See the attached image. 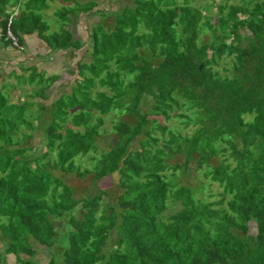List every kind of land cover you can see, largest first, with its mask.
<instances>
[{
    "label": "trees",
    "instance_id": "trees-1",
    "mask_svg": "<svg viewBox=\"0 0 264 264\" xmlns=\"http://www.w3.org/2000/svg\"><path fill=\"white\" fill-rule=\"evenodd\" d=\"M50 1L0 0L2 45L22 53L34 35L51 53L85 42L88 59L56 97L58 75L31 67L0 83V264H264V0H221L213 15V0L111 12L60 0V29L46 35ZM20 85L34 86L10 100ZM203 166L206 184L179 183Z\"/></svg>",
    "mask_w": 264,
    "mask_h": 264
},
{
    "label": "rangeland",
    "instance_id": "rangeland-1",
    "mask_svg": "<svg viewBox=\"0 0 264 264\" xmlns=\"http://www.w3.org/2000/svg\"><path fill=\"white\" fill-rule=\"evenodd\" d=\"M56 0H54V1H52L50 4H49V10L47 11V13H48V15L47 16H49V18H43V20L41 21V22H45L46 23V25L48 26L47 27V29H48V32L46 33V35H49L52 31L54 32V31H57V30H59L60 29V22H59V17H57V16H55V14H53L55 11H58V7L57 6H59V5H61V1H60V3L57 5V3L59 2L58 0H57V2H55ZM64 1V0H63ZM99 1V0H98ZM109 2H105V0H103L99 5H98V8L99 7H105V10H106V12H111L112 10L111 9H115L116 7H120V6H123V5H127V4H129L130 3V1L131 0H108ZM178 3H180L182 0H176ZM212 0H192L191 2H190V5H192V6H195L196 7V5H198V4H202V5H204V6H206L207 4H209L210 2H211ZM221 0H213V2H212V6H211V15H213L212 13H215V8H216V5L220 2ZM230 3H236L237 1H239V0H228ZM75 2H77V1H72L71 0V3H66V4H64L66 7H69V8H73V9H76V10H78V9H80L81 7H80V2H77L78 4H80V5H77ZM110 5L111 4V6H109L108 4ZM55 9H54V8ZM53 9H54V11H53ZM93 9V8H92ZM206 9H207V7H206ZM206 11V10H205ZM205 11H201L203 14H206V15H210V14H208L207 12H205ZM53 12V13H52ZM88 16H90V15H88ZM86 17V18H81L80 19V21H82V22H84L86 19H87V21H88V23H92V22H94V19H92V18H90V17ZM44 17V16H43ZM99 17H105L104 15H101V16H99ZM106 18V17H105ZM68 20H69V18L67 19V22H68ZM66 22V23H67ZM65 29H68L69 30V28L68 27H66ZM77 30H76V32H74V38L75 37H79L81 40V43L84 41V39L86 38V36H87V33H86V30H83L82 28H81V26H78L77 28H76ZM33 40H38L41 44H39V47H42L43 46V48H45L46 47V45L44 44V42H46V41H41L40 39H38L36 36H34L33 35ZM202 38L203 39H206L207 38V36L206 35H202ZM47 43V42H46ZM85 42H83L82 44H81V46L79 47V48H68V49H65V50H58V51H55V52H51V56L52 57H54V59L53 60H55V61H57V58H58V60H59V62L61 63V65L62 66H58V65H56V66H58L59 68H64V76L65 77H63V78H61L60 79V75H59V80H57L56 81V83H53L52 85H51V87H50V93H47L49 96H52V95H55V97L56 96H58L60 93H64V92H69V87L71 86V85H73L74 83V78H75V71H76V63H77V61L78 60H83V61H85V62H87L88 61V59H86V58H82V55H83V51L85 50ZM49 50V49H48ZM70 51L72 52V53H70ZM40 52L42 53V50L40 49ZM50 54V53H49ZM219 68V67H218ZM25 75H27V74H25ZM25 75H24V77H25ZM19 79H21V78H19ZM18 79V80H19ZM11 80V79H10ZM9 80V81H10ZM15 80H17V78L15 79ZM61 80H64L65 82H63V81H61ZM0 83H1V81H0ZM19 84V83H18ZM34 86V85H33ZM33 86H22V85H20V86H18L17 88H15V90H12V89H10L9 90V92H8V96H9V99L10 100H14V98H15V96H17V93L19 94V92H22V91H25V90H29V88H31L32 89V87ZM26 87H28V88H26ZM18 91V92H17ZM70 93V92H69ZM144 101V100H143ZM141 102V104L139 105V107L142 109V111H144L145 109H144V107H146V104H147V102ZM31 110H34V107H31L30 108ZM124 117H121V119H123ZM104 125L105 126H107V125H109V119H106V120H104ZM171 123V122H170ZM170 126H174V127H178V130L180 131L181 130V127L179 126V123H178V119H174L173 120V122L171 123V125ZM193 127H191V126H189L186 130H181V133H183V134H186V133H190V130L192 129ZM102 138L104 139V140H106L107 142H110V140H111V136H110V133H108V134H106L105 136H102ZM101 143H102V141H101ZM135 145H133V147H134ZM89 155H91V154H89ZM78 160V162L80 163V164H82V168H84V167H88V165H89V162H87V161H85L86 160V158H78L77 159ZM174 161H177V162H180L179 160H177V159H174ZM173 161V162H174ZM172 162V161H171ZM172 162V163H173ZM213 163H216V157H213V159H212V161H211V164H213ZM206 168V166H203V168L199 171V172H197L196 174H194V177H195V179L194 178H192V177H190V176H177V178H178V180H179V183L180 184H182V185H197V181H202L204 184H206L207 182H208V180H207V178L205 179L204 177H203V175L201 174V171H203L204 169ZM177 173V172H176ZM55 174H58V172H56ZM64 177V179L66 180L65 181V183H67V184H69L70 186H72V187H77V188H79L80 187V185L83 183V180H81L80 182H78V180L76 179V177L74 176V175H68V176H63ZM111 185V184H110ZM111 187V188H110ZM109 188L111 189V191H112V189L113 190H115V188H116V184H115V182H114V184L113 185H111ZM210 189H211V193H214L215 195H213L212 197H210V198H207V200H209V201H211V200H214V199H216V198H218L217 197V194H218V192L220 191V188H217L216 187V184H212L211 186H210ZM207 194V191L205 190L204 192H203V196H205ZM196 195V194H195ZM176 209H178L177 207H174V208H172L171 209V212H173V211H175ZM41 250V249H40ZM42 253L44 254V252H43V250H41V256H42ZM10 257V258H9ZM11 260H12V257L11 256H7V258H6V263H11L12 264V262H11ZM45 261L46 260V257L44 258V257H41V261Z\"/></svg>",
    "mask_w": 264,
    "mask_h": 264
},
{
    "label": "crops",
    "instance_id": "crops-1",
    "mask_svg": "<svg viewBox=\"0 0 264 264\" xmlns=\"http://www.w3.org/2000/svg\"><path fill=\"white\" fill-rule=\"evenodd\" d=\"M54 1L51 0L49 4ZM57 5L60 3V0ZM98 1V0H95ZM102 0L98 2L101 3ZM57 2V0L55 1ZM59 8V6H57ZM54 8V7H53ZM55 9V8H54ZM53 9V11H54ZM49 8L47 9V11ZM47 11L44 13V18H49ZM53 13V12H52ZM66 28V27H64ZM69 28V27H68ZM68 30V29H67ZM72 31V28H69ZM33 36H23V52L19 53L16 50H11L10 47H6L1 44L0 42V81L1 83H7L11 86H15L16 80L12 76V73L19 75L20 72L18 71V65H22L24 67H31L35 69L37 72H44L46 75H60V79L65 77L64 76V68H59L58 66H62L59 62L58 58L57 61L53 60L54 57L51 56V53L47 47L43 48L39 47L41 44L38 40H33ZM42 50V53L40 52ZM70 53H72L70 51ZM58 66H56V65ZM27 72L24 73V75ZM11 79V80H10ZM10 80V81H9ZM59 80V79H58ZM65 82L64 80H61ZM18 92V91H17Z\"/></svg>",
    "mask_w": 264,
    "mask_h": 264
},
{
    "label": "built area",
    "instance_id": "built-area-1",
    "mask_svg": "<svg viewBox=\"0 0 264 264\" xmlns=\"http://www.w3.org/2000/svg\"><path fill=\"white\" fill-rule=\"evenodd\" d=\"M10 20H12V16L9 17L8 22H7V26L10 23ZM7 29V28H6ZM7 38H9L11 40V43L13 46H16V39L13 37V35L9 32V30H7L6 32Z\"/></svg>",
    "mask_w": 264,
    "mask_h": 264
}]
</instances>
